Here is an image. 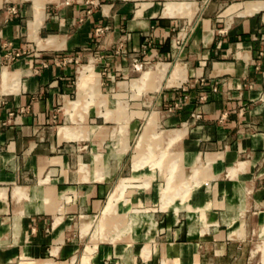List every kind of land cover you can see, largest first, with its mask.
<instances>
[{
	"label": "crops",
	"instance_id": "0c3cea01",
	"mask_svg": "<svg viewBox=\"0 0 264 264\" xmlns=\"http://www.w3.org/2000/svg\"><path fill=\"white\" fill-rule=\"evenodd\" d=\"M147 92L156 158L116 143ZM0 264H264V0H0Z\"/></svg>",
	"mask_w": 264,
	"mask_h": 264
},
{
	"label": "rangeland",
	"instance_id": "374dc122",
	"mask_svg": "<svg viewBox=\"0 0 264 264\" xmlns=\"http://www.w3.org/2000/svg\"><path fill=\"white\" fill-rule=\"evenodd\" d=\"M179 46H181V43L178 44ZM80 64H82L81 61H78L77 63H75V65L78 67ZM167 66H163V65H157L156 66V70H151V69H148V68H145V67H140V66H137V69L139 70H135L133 73H132V77H140L138 79H135L134 80V86L132 88L133 91H138L139 89V92H145V91H156V84H155V78L153 79V76L156 74L160 75V76H165V74L167 73V70H168V67L166 68ZM166 68V69H165ZM148 69V70H147ZM165 71V73H161L160 71L163 70ZM145 70V71H144ZM142 72V73H141ZM148 72V73H147ZM147 73V74H146ZM146 74V75H145ZM141 75V76H140ZM79 78H80V75H79ZM79 86V98L82 96V94L84 93V84L83 82L80 84H78ZM163 84H160L159 87H158V90H160L162 88ZM176 87V86H175ZM119 90V88H117ZM171 89V88H170ZM104 90V89H103ZM89 90L87 89L86 92H88ZM156 94V92H147L145 94H140L138 96H134V100L133 101H130L133 102V103H137L141 104V108L143 111H145L144 115H137V116H134V120L133 122L136 123L135 125V128L133 131H127L125 132V128H126V125L123 123L122 125H120V132H119V136L120 138L116 141V143H120L122 144V138L123 139H126L124 137L128 136V140L131 144V146L133 147V145H135L138 141V144H137V149L138 150H141L140 149V145H142V142L145 141V140H148L147 142L144 143V148H145V151L147 150V154H149L150 157L152 158H156L158 153H159V149L157 147V143L162 140L161 136L158 135V133H156V135H142L140 137H138L140 134H142L144 131H145V127L147 125V123L149 124H153L154 122L157 124V126L159 127V122H160V117H161V111H162V106L160 105H157L156 104V101L151 98L152 96H154ZM73 96H75V94H73ZM125 101H128V100H125ZM148 101H150L148 103ZM79 102L75 103V104H78ZM113 105H115L117 107V109L121 108L122 112L125 111L124 106H126V103L122 100H117L116 102L113 101L112 102ZM87 107V106H86ZM71 108H73L74 110L76 108L73 107V105L71 106ZM137 114H139V112H135ZM72 115V114H71ZM109 116L108 114H106V117ZM82 117V116H81ZM92 119L93 118H89L87 117L86 119V123H92ZM101 121V119H100ZM154 121V122H153ZM143 126H144V129H143ZM149 129H151L153 126L152 125H149ZM148 129V128H147ZM163 129L162 127L159 128L158 130H161ZM147 131V130H146ZM162 135H164L165 137V134L163 133ZM122 136V137H121ZM113 142V141H111ZM148 148V149H147ZM144 151V152H145ZM131 154H134V152L131 151ZM169 152L166 151L163 149V152H161L160 156L161 158H158L156 160H163L164 158H167L169 156ZM148 157L146 158H138L136 159L135 161H138V160H152ZM164 157V158H163ZM145 165V164H144ZM135 169H138V168H141V165L140 164H137V166H134ZM123 176H126V175H122L121 177ZM119 181V179H118ZM116 181V182H118ZM122 184H127V181L126 179L120 181L116 187H114V192L116 193H120L121 190L125 191L127 187H124V188H121V185ZM170 192V190H169ZM169 192H167V196L168 197L170 194ZM116 193V194H117ZM120 200V198L118 199ZM114 201H116V196L115 197H111L110 200H109V203L106 207V211L103 212V216L101 219H96L93 221V219H90L87 222V225L85 227V230L87 231L85 233V245H87V241L90 239V241L92 242H95V241H98L102 238H108V234L107 233H114L115 231L117 232L118 230L120 231L119 228H123L124 225H121L119 224V221H121L122 218H112L111 220L107 219H103L104 218V215L105 214H109V209H110V203H113ZM114 220H116L114 222ZM112 236H119V232H117L115 235H112ZM114 239V238H113ZM87 248V251H85V253L87 254H91V252L93 251V246H88L86 247ZM92 248V249H91ZM84 254V253H83Z\"/></svg>",
	"mask_w": 264,
	"mask_h": 264
},
{
	"label": "bare ground",
	"instance_id": "6f19581e",
	"mask_svg": "<svg viewBox=\"0 0 264 264\" xmlns=\"http://www.w3.org/2000/svg\"><path fill=\"white\" fill-rule=\"evenodd\" d=\"M167 68V67H166ZM165 68V69H166ZM87 69L88 67L85 66V65H82L80 68H79V75H80V84L83 82V79L85 77V74L87 72ZM162 74L165 73L164 69L160 71Z\"/></svg>",
	"mask_w": 264,
	"mask_h": 264
},
{
	"label": "built area",
	"instance_id": "2783aa9c",
	"mask_svg": "<svg viewBox=\"0 0 264 264\" xmlns=\"http://www.w3.org/2000/svg\"><path fill=\"white\" fill-rule=\"evenodd\" d=\"M103 29H104L103 27H99V28L96 29V32H97V33H102V32H103ZM177 44H179L178 41L176 42L175 45H177ZM18 56H19V53H8V54L6 55V57H8L9 60L15 59V58L18 57Z\"/></svg>",
	"mask_w": 264,
	"mask_h": 264
}]
</instances>
